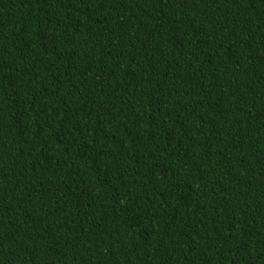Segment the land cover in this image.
<instances>
[{
    "label": "trees",
    "instance_id": "1",
    "mask_svg": "<svg viewBox=\"0 0 264 264\" xmlns=\"http://www.w3.org/2000/svg\"><path fill=\"white\" fill-rule=\"evenodd\" d=\"M0 264H264V0H0Z\"/></svg>",
    "mask_w": 264,
    "mask_h": 264
}]
</instances>
